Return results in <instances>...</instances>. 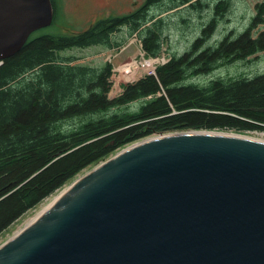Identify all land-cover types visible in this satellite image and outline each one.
<instances>
[{
	"label": "trees",
	"instance_id": "1",
	"mask_svg": "<svg viewBox=\"0 0 264 264\" xmlns=\"http://www.w3.org/2000/svg\"><path fill=\"white\" fill-rule=\"evenodd\" d=\"M160 12L179 6L200 9L205 0H168ZM145 2L121 16L99 19L70 35L30 36L0 63V234L26 211L57 193L82 170L122 147L159 133L185 130H264V72L248 76L197 75L264 50V0L247 25L230 29L211 44L207 37L223 19L229 0H217L212 16L181 53L108 95L112 64L75 62L58 50L101 44L118 47L111 34L126 26L146 57L162 52L164 17ZM56 17L57 4L52 0ZM162 10V11H161ZM159 15V14H158ZM185 20V18H182Z\"/></svg>",
	"mask_w": 264,
	"mask_h": 264
},
{
	"label": "water",
	"instance_id": "2",
	"mask_svg": "<svg viewBox=\"0 0 264 264\" xmlns=\"http://www.w3.org/2000/svg\"><path fill=\"white\" fill-rule=\"evenodd\" d=\"M53 14L51 0H0V62ZM0 264H264V131L122 147L4 229Z\"/></svg>",
	"mask_w": 264,
	"mask_h": 264
},
{
	"label": "rangeland",
	"instance_id": "3",
	"mask_svg": "<svg viewBox=\"0 0 264 264\" xmlns=\"http://www.w3.org/2000/svg\"><path fill=\"white\" fill-rule=\"evenodd\" d=\"M57 4L56 17L52 24L34 31L30 36L42 33H57L70 35L80 32L99 19L107 17L121 16L141 6L145 0H53ZM208 4L200 9L185 8V5L163 11L160 9L168 4V0H162L161 4L155 3L149 6V12L157 17H164L163 46L159 57H154V65L167 60L168 54L181 53L185 50L194 38L199 34L201 27L212 16L213 4L217 0H205ZM263 0H229L228 9L216 30L210 33L206 39L207 44H211L216 36H221L230 29L239 32L248 23L249 17L254 12V5ZM162 11V10H161ZM159 14V15H158ZM185 18V20H182ZM264 30V22L257 26L253 32L255 36L259 31ZM111 39L121 43L118 47L107 48L104 45H90L86 47H71L58 50L60 57H75V62L101 65L105 61L112 64L113 69L125 59H138L139 67L131 69L130 74L115 72L110 77V96H115L117 92L116 78L121 84L132 82L140 76L147 74L150 65L147 60L144 63L143 51L138 43L135 34L129 35L126 26H121L111 34ZM147 59V58H145ZM141 63H144L142 66ZM114 71V70H113ZM264 72V50L249 56L248 60H238L230 64L221 65L212 71L200 74L192 78L194 81H205L217 76H239L252 77L257 73ZM134 75V76H132ZM126 78V79H125ZM119 87V86H118ZM121 90V89H120Z\"/></svg>",
	"mask_w": 264,
	"mask_h": 264
},
{
	"label": "built area",
	"instance_id": "4",
	"mask_svg": "<svg viewBox=\"0 0 264 264\" xmlns=\"http://www.w3.org/2000/svg\"><path fill=\"white\" fill-rule=\"evenodd\" d=\"M143 60H144V63L147 61V60H149L148 61V63H149V65H150V69L147 71V73L148 74H154V61H155V59H153V58H150V59H145L144 57H143ZM144 63H141V65L143 66L144 65ZM133 66H137L136 67V69H135V72L137 71V68L139 67V64H138V59H136V58H134V59H130V63H128L127 64V67H126V70H125V74H127L128 72H129V74H127V75H131L130 74V71H131V69L133 68ZM114 71L115 72H119L120 73V71H119V67L118 68H116V69H114ZM113 74H115V73H113ZM132 76H134V75H132ZM126 79V78H125ZM121 90H120V88L118 87L117 88V92L115 93V94H118L119 92H120Z\"/></svg>",
	"mask_w": 264,
	"mask_h": 264
},
{
	"label": "bare ground",
	"instance_id": "5",
	"mask_svg": "<svg viewBox=\"0 0 264 264\" xmlns=\"http://www.w3.org/2000/svg\"><path fill=\"white\" fill-rule=\"evenodd\" d=\"M130 63V59H128L127 61L123 62L120 66H119V71L122 74H125V70L127 67V64ZM137 66H133V68H136ZM132 68V69H133ZM118 78H116V88H118V84H117Z\"/></svg>",
	"mask_w": 264,
	"mask_h": 264
}]
</instances>
